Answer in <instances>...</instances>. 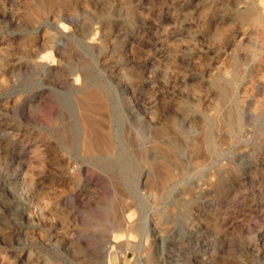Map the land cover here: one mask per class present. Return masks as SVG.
Segmentation results:
<instances>
[{
	"label": "rangeland",
	"instance_id": "374dc122",
	"mask_svg": "<svg viewBox=\"0 0 264 264\" xmlns=\"http://www.w3.org/2000/svg\"><path fill=\"white\" fill-rule=\"evenodd\" d=\"M0 264H264V0H0Z\"/></svg>",
	"mask_w": 264,
	"mask_h": 264
},
{
	"label": "bare ground",
	"instance_id": "6f19581e",
	"mask_svg": "<svg viewBox=\"0 0 264 264\" xmlns=\"http://www.w3.org/2000/svg\"><path fill=\"white\" fill-rule=\"evenodd\" d=\"M253 8L254 7L251 6L249 8V11L250 10L253 11ZM44 64L50 68H53V64L50 61H46ZM78 79L73 84V87L76 88V90L79 93H83V96L81 98H79V101H78L77 106H76L77 112L80 115L79 116L80 119H79V121H77V124L74 125L70 130V134L72 135V137L69 141V144H71V145L74 144L75 137L77 134L80 137V141L82 142L84 148L87 151H92L95 153H111V152H114V150L116 149L114 147V135H113L110 127L105 125V124H107V119L105 117V111L104 110L106 109L107 103H108V99L106 101L107 96L104 94L102 89H99V88L98 89L97 88L91 89L90 91H86V93H85V91H84L85 88L82 89L79 87ZM223 88H222V90H223ZM228 95H229V91L224 89L223 100H227ZM239 115L240 114L238 113V111L236 109H234L233 110V117L236 118L237 120H239V118H240ZM230 116H231V114H230ZM158 132L160 133V135H163V138H165V142H164L163 147H161V146L159 147V145H158V148H160L161 153H162V159H164V160L169 159L170 161L171 160H173V161L177 160L178 154H177V151L174 148L172 142L175 139V136H177L180 133L178 126L175 123H173V126L171 127L170 131L162 132L159 129ZM67 133H68V131H67ZM205 139L207 140V142L210 140V132L209 131L205 132ZM161 144H163V142ZM192 147H193V151L199 150V146L197 144L192 145ZM146 158H147V156H146ZM158 164L157 165L151 164V166L152 167L155 166L157 169L159 168L160 171L162 170V173L156 179L157 180L156 183L159 187H163L168 182H170L171 179L173 178V174L171 171V164L167 161H163V162H160ZM149 165H150V163H149ZM204 262L206 263V261H204Z\"/></svg>",
	"mask_w": 264,
	"mask_h": 264
}]
</instances>
